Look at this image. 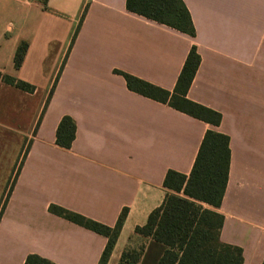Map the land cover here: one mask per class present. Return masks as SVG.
I'll return each instance as SVG.
<instances>
[{
  "label": "crops",
  "instance_id": "obj_1",
  "mask_svg": "<svg viewBox=\"0 0 264 264\" xmlns=\"http://www.w3.org/2000/svg\"><path fill=\"white\" fill-rule=\"evenodd\" d=\"M182 1L193 37L126 0H0V72L34 87L0 82V264H98L107 239L50 205L109 227L126 208L106 264L140 249L137 264H157L166 247L134 230L172 192L166 172L188 176L206 130L228 137L229 167L220 205L202 206L223 217L219 239L242 264L264 261V0ZM191 47L200 63L185 97L220 114L217 126L130 91L120 74L172 93ZM63 116L75 124L69 148L55 141Z\"/></svg>",
  "mask_w": 264,
  "mask_h": 264
},
{
  "label": "trees",
  "instance_id": "obj_2",
  "mask_svg": "<svg viewBox=\"0 0 264 264\" xmlns=\"http://www.w3.org/2000/svg\"><path fill=\"white\" fill-rule=\"evenodd\" d=\"M125 4L126 9L131 13L166 25L188 36H194L191 18L182 0H126ZM26 47V43H21L16 49L14 55L16 68L21 64ZM199 63L200 56L195 47H191L172 93L132 75L123 72L120 74L130 91L168 104L177 111L217 126L220 123V114L185 97ZM0 82L25 92L34 91L32 85L1 72ZM74 136L73 120L63 116L56 128V144L69 148ZM26 151L27 148L24 153ZM228 167V137L206 130L188 176L173 170L166 172L163 186L172 192L166 194L162 204L148 215L146 223L137 226L134 230L135 233L150 237L166 247L157 264H242L241 249L222 243L219 239L223 217L202 206V204L211 207L220 205L226 186ZM13 180L14 178L10 182L7 194ZM48 209L54 215L104 236L107 241L98 264L107 263L126 217V208L122 209L113 227L56 205H50ZM140 255L141 249L126 250L122 252L119 264H137ZM23 264L54 263L36 254H30L26 256ZM261 264H264V261Z\"/></svg>",
  "mask_w": 264,
  "mask_h": 264
}]
</instances>
